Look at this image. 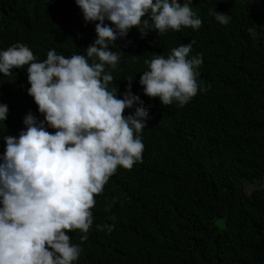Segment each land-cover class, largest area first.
I'll list each match as a JSON object with an SVG mask.
<instances>
[{
	"label": "trees",
	"instance_id": "obj_1",
	"mask_svg": "<svg viewBox=\"0 0 264 264\" xmlns=\"http://www.w3.org/2000/svg\"><path fill=\"white\" fill-rule=\"evenodd\" d=\"M191 7L199 29L152 30L142 38L133 27L113 46L121 59L106 68L114 77L109 89L123 98L125 78L134 77L131 91L149 109L145 150L142 162L118 167L95 196L87 240L68 233L82 248L76 264H264V0H192ZM14 26L38 61L53 49L86 55L96 39L95 23H85L75 0H0V50ZM192 41L189 58L202 56L198 79L207 91L183 107L144 95V61ZM26 67L11 77L0 73V103L8 105L0 154L3 138L19 135L29 111L42 119L27 93ZM109 224L110 233L98 228Z\"/></svg>",
	"mask_w": 264,
	"mask_h": 264
},
{
	"label": "clouds",
	"instance_id": "obj_2",
	"mask_svg": "<svg viewBox=\"0 0 264 264\" xmlns=\"http://www.w3.org/2000/svg\"><path fill=\"white\" fill-rule=\"evenodd\" d=\"M75 3L85 23H95L96 39L84 50L86 55L65 57L53 49L38 61L28 46L19 43L25 34L15 26L0 50L4 76L27 66V93L43 116L38 119L29 111L19 135L3 138L0 264H76L82 248L72 243L68 233L79 231L80 240H87L95 196L103 194L118 167L131 170L142 162L145 150L142 132L150 119L149 109L131 91L134 77L125 78L123 98L118 97V88L109 89L114 77L106 68L115 69L121 59L113 46L133 27L143 38L152 30L163 34L202 25L192 0ZM212 14L222 25L229 23L227 14ZM193 43L172 48L167 57L144 61L148 70L139 79L144 95L159 98L163 106L183 107L198 92L207 91L198 79L202 56L189 58ZM134 106V112L124 114ZM7 113L8 105L0 103V121L7 119ZM105 227L110 233L115 225L98 226L99 230Z\"/></svg>",
	"mask_w": 264,
	"mask_h": 264
},
{
	"label": "rangeland",
	"instance_id": "obj_3",
	"mask_svg": "<svg viewBox=\"0 0 264 264\" xmlns=\"http://www.w3.org/2000/svg\"><path fill=\"white\" fill-rule=\"evenodd\" d=\"M42 119H43V116H42Z\"/></svg>",
	"mask_w": 264,
	"mask_h": 264
}]
</instances>
